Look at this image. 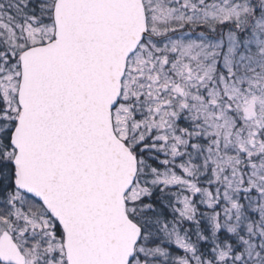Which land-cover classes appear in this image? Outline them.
Here are the masks:
<instances>
[{
  "label": "snow or ice",
  "instance_id": "6c2138e0",
  "mask_svg": "<svg viewBox=\"0 0 264 264\" xmlns=\"http://www.w3.org/2000/svg\"><path fill=\"white\" fill-rule=\"evenodd\" d=\"M0 264H264V0H0Z\"/></svg>",
  "mask_w": 264,
  "mask_h": 264
}]
</instances>
